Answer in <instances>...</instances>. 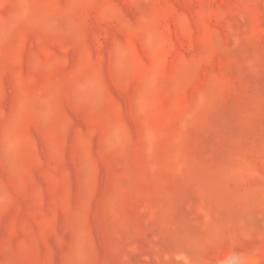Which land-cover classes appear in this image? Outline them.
I'll list each match as a JSON object with an SVG mask.
<instances>
[{
    "label": "rangeland",
    "instance_id": "1",
    "mask_svg": "<svg viewBox=\"0 0 264 264\" xmlns=\"http://www.w3.org/2000/svg\"><path fill=\"white\" fill-rule=\"evenodd\" d=\"M0 264H264V0H0Z\"/></svg>",
    "mask_w": 264,
    "mask_h": 264
}]
</instances>
